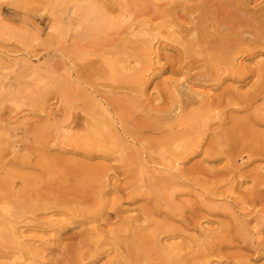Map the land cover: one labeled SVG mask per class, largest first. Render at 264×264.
Instances as JSON below:
<instances>
[{"label": "rangeland", "instance_id": "rangeland-1", "mask_svg": "<svg viewBox=\"0 0 264 264\" xmlns=\"http://www.w3.org/2000/svg\"><path fill=\"white\" fill-rule=\"evenodd\" d=\"M168 1L0 0V264H110L121 251L115 236L129 234L130 221L141 209L151 217L149 232L161 245L173 244V252L187 264H264V202L250 201L264 194L257 189L251 194L255 181L264 176V156L242 166L244 175L233 183L227 180L232 172L226 156L216 159L200 152L176 164L166 154L168 166L174 168L162 166L161 148L144 143L160 131L142 130L137 124L150 117L148 108L168 105L174 76L161 69L164 59L159 64L153 60L141 72L143 94L137 96L133 82L121 81L109 69V61L122 58L130 66L136 58L129 52L124 57L116 53L123 45L117 47L115 41L128 24L171 20L173 15L163 14ZM87 8L91 19L102 22L93 31L77 27L80 12ZM256 61H264V53L243 62L244 73L251 75L244 83L190 82L194 89L214 97L228 89L245 92L257 80ZM129 99L140 100L137 107H129ZM262 103L257 101L249 112ZM262 107L264 115V103ZM246 113L239 111L236 116ZM75 115L96 126L103 123L110 132L133 136L136 146L147 149V181L140 194L131 192L126 162L71 140L82 134L74 133ZM211 122V131L219 129L217 117ZM104 179L110 189L101 200L103 212L93 222L67 224L64 219L63 224H55L65 217L53 209L31 215L24 207L15 208L17 203L41 202L45 196H59ZM36 191L41 193L39 198ZM130 193L133 197H128ZM4 200L20 215L8 217ZM185 218L188 223L182 221ZM154 224L174 231L159 234ZM79 243H95L101 254L96 258L95 253L90 258L85 254L78 262ZM143 261L168 264L154 249Z\"/></svg>", "mask_w": 264, "mask_h": 264}, {"label": "bare ground", "instance_id": "bare-ground-1", "mask_svg": "<svg viewBox=\"0 0 264 264\" xmlns=\"http://www.w3.org/2000/svg\"><path fill=\"white\" fill-rule=\"evenodd\" d=\"M250 2H254V5L250 6ZM166 4L163 9L166 12L163 14L173 15L171 20L162 19L156 24L142 23L136 27H133V23L128 24L127 30L115 41L117 47L123 45L116 53L124 57L129 52L136 58L130 66L122 58L109 61V69L121 81L133 82L137 96H141L144 81L141 72L148 70L153 60L159 64L164 59L161 69L174 76L169 82L172 97L168 105L148 108V112H152L150 117L137 124L142 130L160 131V135L149 143L144 141L145 145L148 147L150 143H154L161 148L160 161L164 167L170 166L166 154L172 156L176 164L200 152L212 155L213 158L226 156V164L232 172L227 180L236 182V178L244 175L240 171L242 166L264 156V130L257 127L264 126V61H256L257 80L245 92L228 89L214 97L208 92L194 89L190 81L198 80L215 86L227 79L239 83L250 80L251 75L244 73L243 62L250 55L264 53V0H170ZM90 14L89 8L82 9L77 27L93 31L100 23L102 25L99 18L91 19ZM161 28L166 29L165 33H162ZM165 48L171 49L172 53L163 52ZM178 75L181 79L175 78ZM157 98L156 102L160 100V96ZM259 100L263 103L255 105V109L249 112ZM138 101L140 100L129 99L127 104L129 107H137ZM239 111L247 113L236 116ZM216 117L219 129L211 131V121H216ZM74 121V133L82 131V134L73 135L71 140L80 142L87 148H94L97 153L115 154L118 160L126 162L123 167L130 175L128 185L131 192L140 194L139 188L147 181V149L142 144L136 146L135 137L110 132L109 127L103 123L101 125L104 131L86 118L77 119L75 115ZM205 144L207 146L202 150L201 147ZM130 147L131 151H126ZM23 179L27 181L29 178L23 176ZM85 184L80 188H72L69 192L64 191L59 196H45L41 202L34 199V202L26 206L17 203L15 208L24 207L31 215H35L40 209H53L65 217L56 219L55 224H63L64 219L68 220L67 224L93 222L103 212L105 203H101V200L109 192V182L104 179L99 180L96 185ZM254 184L251 194L256 189L263 192L264 176L259 177ZM5 190H8L7 185ZM40 194L36 191L35 198H39ZM67 195L69 198H66ZM6 197L4 195V199ZM128 197H133V193L128 194ZM252 198L250 201L253 204L264 202V194L258 193ZM59 203L63 205H58ZM13 209L14 206L4 200V211L8 217L20 215V212ZM150 220L149 213L141 209L130 221L127 228L129 234L123 238L115 236V245L121 251L116 256L118 260L111 261L110 264H145V256L153 249L156 250L157 257L168 264H187L180 254L173 252V244L161 245L158 237L149 232L147 226ZM182 221L188 223L189 220L185 218ZM154 228L159 230V234L174 231L161 224H154ZM95 243L92 246L79 243L76 258L78 262L85 259V254L88 255L87 258L94 253L95 258L101 254Z\"/></svg>", "mask_w": 264, "mask_h": 264}]
</instances>
